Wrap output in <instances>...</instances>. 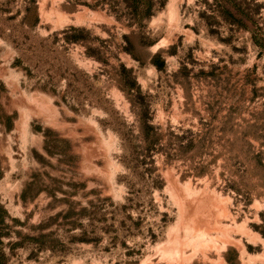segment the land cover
Listing matches in <instances>:
<instances>
[{
  "label": "rangeland",
  "instance_id": "rangeland-1",
  "mask_svg": "<svg viewBox=\"0 0 264 264\" xmlns=\"http://www.w3.org/2000/svg\"><path fill=\"white\" fill-rule=\"evenodd\" d=\"M0 264H264V0H0Z\"/></svg>",
  "mask_w": 264,
  "mask_h": 264
}]
</instances>
